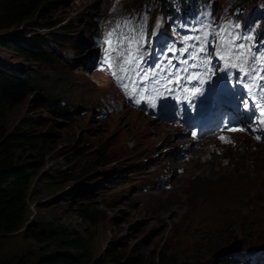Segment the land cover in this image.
Segmentation results:
<instances>
[{"label":"rangeland","instance_id":"rangeland-1","mask_svg":"<svg viewBox=\"0 0 264 264\" xmlns=\"http://www.w3.org/2000/svg\"><path fill=\"white\" fill-rule=\"evenodd\" d=\"M55 1L49 17L36 14L27 24L0 31V36L10 40L17 34L28 35L27 31L42 34L47 40L55 33L61 39L53 45L58 56L51 66L0 45V59L19 64L22 72L37 71L45 82L64 80L63 91L51 95L61 110L44 106L49 99L43 90L34 88L22 103L7 111L10 128L30 123L35 131L53 136L42 158L35 159L34 152L28 156L29 161L39 162L32 182L35 190L29 219L63 223L90 242L93 259L102 257L103 264H115L106 260L111 250L123 257L120 264L127 257L133 258L134 264H152L161 254L168 264H255L264 254V143L239 135L233 137L235 146H215L202 154L199 150L204 153L211 146L209 141L192 144L189 135L173 124L136 111L121 100L112 79L99 71L100 28L108 29L117 17L138 15V9L147 12L149 24L154 25L158 18L164 19L168 3L180 6L181 0ZM113 2L118 10L112 11L101 27L99 19L109 14ZM197 2L200 7L205 5L206 17L214 23L225 19L239 22L241 32H254L258 45L264 46V0ZM199 6L192 15L201 24ZM227 6L228 14H223ZM125 8L134 10L124 15ZM55 20L60 23L53 25ZM178 140H186L196 152L185 165L186 160L171 155L173 149L180 148ZM248 146L250 152H244ZM177 166L181 169L174 180ZM202 166L213 170L227 166V171L206 182L192 171ZM63 171L71 174L70 179L48 191V181ZM168 182L173 184L171 189L165 188ZM183 186L187 188L184 192L179 188ZM225 193L233 195V199L224 198L223 206L230 209L220 211L214 220L209 212L217 206L199 198ZM185 195L188 201L178 203ZM83 209L90 213L96 210L94 222L80 216ZM236 240L241 244L238 251L215 256ZM19 244L18 236L9 241L1 236L0 258L14 252ZM25 244L40 251L31 240Z\"/></svg>","mask_w":264,"mask_h":264},{"label":"trees","instance_id":"trees-1","mask_svg":"<svg viewBox=\"0 0 264 264\" xmlns=\"http://www.w3.org/2000/svg\"><path fill=\"white\" fill-rule=\"evenodd\" d=\"M196 2L181 0L180 6L174 2L168 3L166 14L177 15ZM55 5V0H0V31L27 24L36 14L47 18L50 10L56 8ZM58 23L60 21L55 20L53 25ZM60 27L66 28L64 25ZM26 33L28 35L17 34L12 40L1 35L0 45L12 47L18 55L35 63L54 65L58 54L53 50V45L59 43V36L53 33V37L47 40L42 34ZM42 79L37 71L22 72L19 64L12 65L0 59V237L6 236L7 241L20 237V244L15 247V251L0 258V264H103L102 257L93 259L90 242L63 223L54 219L44 221L38 218L37 222L29 219L30 207L33 205L31 195L35 190L32 182L39 162L29 161L28 156L34 152L35 159L42 158L53 136L51 133L35 131L30 123L10 128L7 111L11 105L22 103L34 88L43 90L44 96L49 99L44 106L61 110L62 106L58 100L54 103L51 95L56 90L63 91L64 80L51 78L45 82ZM70 177L71 174L66 171L58 172L54 180L46 184L47 190H53L56 183ZM80 211L83 219L94 222L96 210L92 213L88 209ZM29 240L35 242L39 252L33 247L28 248L25 242ZM111 251L106 260L120 264L123 257ZM134 263L133 258L127 257L123 264ZM152 264L168 263L161 254Z\"/></svg>","mask_w":264,"mask_h":264},{"label":"snow or ice","instance_id":"snow-or-ice-1","mask_svg":"<svg viewBox=\"0 0 264 264\" xmlns=\"http://www.w3.org/2000/svg\"><path fill=\"white\" fill-rule=\"evenodd\" d=\"M117 10L114 4L111 11ZM161 26L158 18L149 34V15L143 12L117 17L104 33L100 67L110 73L122 93L136 104L147 101L155 109L153 101L163 102L166 97L188 100L203 95L205 85L211 88L224 80L234 81L238 110L254 114L246 126L226 121L221 132H251L257 142L264 140L255 135L264 132V46L258 47L254 32H241L242 25L230 19L218 24L206 19L189 28L190 34L174 30L176 40L155 49L152 38ZM193 83L197 86L189 88ZM189 92L191 97L186 95ZM191 135L196 138L198 133ZM218 140L226 145L236 143L224 134Z\"/></svg>","mask_w":264,"mask_h":264},{"label":"bare ground","instance_id":"bare-ground-1","mask_svg":"<svg viewBox=\"0 0 264 264\" xmlns=\"http://www.w3.org/2000/svg\"><path fill=\"white\" fill-rule=\"evenodd\" d=\"M28 74V73H27ZM29 76V75H28ZM27 77V76H26ZM179 132V131H178ZM178 134V133H177ZM239 134L240 133H237V134H235L234 136L235 137H237V136H239ZM174 135V134H173ZM241 136H242V134H241ZM189 138V137H188ZM168 140H170V139H167V141ZM168 143V142H167ZM178 143H181L180 144V146L179 147H185V146H187V147H189L190 149H191V151L189 152V158H187V160L186 161H184V165L186 164V162H189L191 159H193V157L195 158V154H196V152H195V150L193 149L194 148V146L193 145H191V146H189L187 143H186V140H178ZM208 143V142H207ZM241 143V142H240ZM210 144V143H209ZM199 145V144H198ZM201 145V144H200ZM204 145H205V143H204ZM240 145V144H239ZM231 146V145H230ZM241 146V145H240ZM198 147V146H197ZM199 147H201V146H199ZM211 148V146L209 147V145L205 148V152L203 153V150H199V151H201L202 152V154H205V153H208V151H209V149ZM220 148V147H219ZM233 148V147H232ZM223 150V149H222ZM243 150H244V152H250V150H249V146L248 147H244L243 148ZM218 151H219V149H218ZM218 151H217V153H218ZM216 152V151H215ZM197 153H198V151H197ZM219 154H220V152H219ZM219 156V155H218ZM251 156H252V158H253V160H255V157L251 154ZM201 157V156H200ZM208 157V156H207ZM210 157V156H209ZM223 157V156H222ZM221 157V158H222ZM243 158V157H242ZM203 159V158H202ZM209 160V159H208ZM202 161H207V158L206 159H204V160H202ZM180 162V161H179ZM230 162V161H229ZM255 162V161H254ZM203 164H205V163H207V162H202ZM214 163V162H213ZM178 164H180V163H178ZM209 165V164H208ZM180 166L181 167H183V165H181L180 164ZM210 166H211V164H210ZM199 167H200V165H199ZM199 167L197 168V169H192V171H193V174L195 175V177H200V178H202V179H204L206 182L207 181H211V180H213V179H215V177L216 176H220V175H222V174H224L227 170L225 169V168H220V169H212V168H208V167H206V166H202L200 169H199ZM233 168V167H232ZM179 169H181V168H179L178 166L176 167V169H175V176H174V174H173V177H174V180L176 179V177H177V174H179V173H177V171H179ZM183 170V169H182ZM191 178V177H190ZM163 187V186H162ZM173 187V184H172V182H168L167 183V185L165 186V188H168V189H171ZM160 188H161V186H160ZM164 188V187H163ZM179 188H182L181 189V191H183L184 192V190L185 189H187L185 186H183V187H179ZM214 189V187L212 188V190ZM226 194V193H225ZM220 198H222V199H220ZM224 198H232L233 199V195L232 194H226V196L224 195H213V197L212 198H207V199H205V198H199V199H201V201L202 200H206L207 202H209L213 207H215V206H217V209L216 210H214V211H210L209 212V214L210 215H213V217H212V219L214 218V220H215V218L217 217V215H219V212L220 211H222V210H226V209H230V206H227V205H225V206H223V203L225 202V201H227V200H225ZM168 199H169V202H170V198L168 197ZM198 199V200H199ZM197 200V201H198ZM175 201V200H174ZM188 200H187V197H186V195L185 196H183L182 197V199L180 200V201H178V203L179 202H187ZM174 204V203H173ZM227 211V210H226ZM213 220V221H214ZM217 221V220H216Z\"/></svg>","mask_w":264,"mask_h":264},{"label":"water","instance_id":"water-1","mask_svg":"<svg viewBox=\"0 0 264 264\" xmlns=\"http://www.w3.org/2000/svg\"><path fill=\"white\" fill-rule=\"evenodd\" d=\"M241 247V244L239 240L233 241L230 245L226 247H222L219 252L215 254L217 257H221L223 255H227V253L232 252V251H238Z\"/></svg>","mask_w":264,"mask_h":264}]
</instances>
